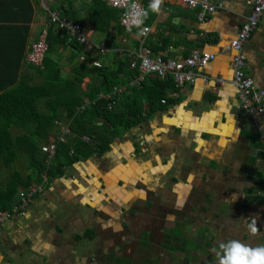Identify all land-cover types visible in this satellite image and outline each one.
<instances>
[{
    "label": "crops",
    "instance_id": "0c3cea01",
    "mask_svg": "<svg viewBox=\"0 0 264 264\" xmlns=\"http://www.w3.org/2000/svg\"><path fill=\"white\" fill-rule=\"evenodd\" d=\"M72 1L84 20L90 1ZM221 1V9L200 18L199 8L163 0L160 12L145 21L150 30L144 37L83 26L93 46L106 50L89 52L101 64L113 53L129 57L139 48L162 59L193 50L213 59L195 70L194 83L168 88L163 106L105 153L67 164L24 213L0 224V264H123L135 259L142 243L152 250L153 264H216L214 250L222 242L264 244V116L240 107L228 48L250 7L247 0ZM31 2L30 40L49 25V12L59 13L68 0ZM243 50L246 73L264 90V16ZM16 166L0 163V188ZM251 218L255 235L246 227Z\"/></svg>",
    "mask_w": 264,
    "mask_h": 264
},
{
    "label": "trees",
    "instance_id": "16d2710c",
    "mask_svg": "<svg viewBox=\"0 0 264 264\" xmlns=\"http://www.w3.org/2000/svg\"><path fill=\"white\" fill-rule=\"evenodd\" d=\"M89 1L82 21L72 0L59 7V15L82 26L93 24L97 33L108 34L111 30L117 36L129 34L119 24V9L110 7L106 0ZM33 14L31 0H0V163L8 169L22 153L29 170L26 177L16 169L11 172L6 187L0 188V211H11L19 202L20 190L39 184L42 173L50 181L67 164L105 153L123 132L163 106L168 88L175 89L171 77L161 79L151 74L109 107L110 99L97 95L107 94L114 86L127 84L136 77L137 70L129 68L128 55L113 53L109 64L94 67L88 64L92 57L84 53V61L80 62L83 46L63 29H57L49 18V25L43 27L47 50L42 62L39 66L28 64L24 61L26 52L30 42L38 38L30 40ZM34 77L40 81L34 82ZM84 78L90 81L83 90ZM58 123L68 125L70 132L64 135L63 142L56 143L54 158L46 162L41 148L61 135ZM12 127L22 129L20 134L12 135ZM83 136L88 140H83Z\"/></svg>",
    "mask_w": 264,
    "mask_h": 264
},
{
    "label": "built area",
    "instance_id": "2783aa9c",
    "mask_svg": "<svg viewBox=\"0 0 264 264\" xmlns=\"http://www.w3.org/2000/svg\"><path fill=\"white\" fill-rule=\"evenodd\" d=\"M136 2L142 7H145L139 0H136ZM179 2L183 6L189 8H199L198 16L200 18H204L223 7L221 0H195V3H193L192 0H179ZM246 3L250 7V12L237 31L235 37L229 42L228 48L234 52L232 57V83L237 89L240 107L249 116L257 118L264 116V90L255 88L252 78L245 71L246 55L243 46L264 16V0H247ZM107 4L121 11L119 24L125 27L124 17L122 15L125 9L119 4V0H107ZM49 17L52 22L56 23L57 27L68 33L71 39H74L83 46V54L80 56V61H84V53H89L90 51L99 56L105 54L106 50L103 45L93 46L87 31L80 23H74L65 17H61L57 11L49 12ZM145 27L150 30L148 26L145 25ZM45 36L46 30H43L37 40L30 42L24 58V61L28 64L33 66H39L41 64L47 50ZM129 57V68L137 70L136 77L125 85L114 86L107 94L97 95L98 98L110 99L109 107L114 104L116 98L126 93L129 88L140 86L144 77L151 74L161 79L171 77L175 89L192 84L197 78L195 70L206 66L210 60L213 59L212 54L201 53L198 50H193L186 57L162 59L161 57L150 56L148 52H145L142 48L130 51ZM91 64L94 67H101V63L97 59H92ZM207 79L208 78L203 77L204 81H207ZM248 81L252 82L250 86L248 85ZM85 101L87 104L89 103L87 100ZM60 124L61 123H58L61 135L55 137L52 142L43 145L41 148L42 151L47 154V161L54 158L56 154V143L63 142L64 135L70 132L68 126L65 125V127H60ZM82 139L88 140V137L83 136ZM48 182L49 177L45 173H42L40 184H33L21 189L18 195V204L14 206L11 211H0V224L6 219L11 218L13 214L24 213L33 199L37 196L38 192H42Z\"/></svg>",
    "mask_w": 264,
    "mask_h": 264
},
{
    "label": "clouds",
    "instance_id": "9594fccd",
    "mask_svg": "<svg viewBox=\"0 0 264 264\" xmlns=\"http://www.w3.org/2000/svg\"><path fill=\"white\" fill-rule=\"evenodd\" d=\"M195 3V0H192ZM124 7L122 13L126 30L131 33L135 28L137 37L147 35L149 29L145 27V21L150 13H159L163 0H149L147 7H142L136 0H119ZM248 81V85H251ZM246 225L250 234L255 235L259 229L256 218L249 219ZM216 264H264V244L251 246L237 239H231L219 244V249L214 250Z\"/></svg>",
    "mask_w": 264,
    "mask_h": 264
},
{
    "label": "rangeland",
    "instance_id": "374dc122",
    "mask_svg": "<svg viewBox=\"0 0 264 264\" xmlns=\"http://www.w3.org/2000/svg\"><path fill=\"white\" fill-rule=\"evenodd\" d=\"M94 12H95V7H94ZM91 55L92 56L95 55L94 52H91ZM89 81H90L89 78H86V79L84 78V80H83V82L81 84V88L83 90L86 88V86L89 83ZM66 126H68V125H66ZM60 127H65V125L63 123H61L60 124ZM68 128H69V126H68ZM11 132H12V135L15 136L17 134H20L21 131H20V129H17V128L13 127V128H11ZM50 134H51V140H52V138L54 137V135H52V134H55V128L52 129V132ZM46 162H47V154H46ZM13 164H15V166L17 165L16 166V171H19V169H21L22 172L24 170H27V162H26L25 156L22 153H19L18 154L17 160L15 161V163H12V165ZM40 183H41V177H40ZM40 193L41 192H38V194H40ZM128 259L127 258H124L122 263L123 264H153L152 263L153 262V259H152V250L150 248L144 246L143 243H142V245L140 246V248L138 250V255H136L135 259L134 258H128ZM132 259H134V261ZM113 264H119V263L116 262V263H113Z\"/></svg>",
    "mask_w": 264,
    "mask_h": 264
}]
</instances>
